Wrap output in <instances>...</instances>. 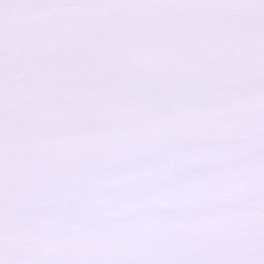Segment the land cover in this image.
I'll return each instance as SVG.
<instances>
[{"label": "snow or ice", "instance_id": "obj_1", "mask_svg": "<svg viewBox=\"0 0 264 264\" xmlns=\"http://www.w3.org/2000/svg\"><path fill=\"white\" fill-rule=\"evenodd\" d=\"M0 264H264V0H0Z\"/></svg>", "mask_w": 264, "mask_h": 264}]
</instances>
